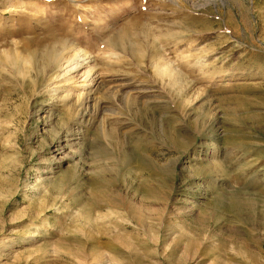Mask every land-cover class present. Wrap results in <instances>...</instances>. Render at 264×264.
<instances>
[{
	"label": "rangeland",
	"instance_id": "374dc122",
	"mask_svg": "<svg viewBox=\"0 0 264 264\" xmlns=\"http://www.w3.org/2000/svg\"><path fill=\"white\" fill-rule=\"evenodd\" d=\"M23 1L0 0V264H264V0Z\"/></svg>",
	"mask_w": 264,
	"mask_h": 264
},
{
	"label": "bare ground",
	"instance_id": "6f19581e",
	"mask_svg": "<svg viewBox=\"0 0 264 264\" xmlns=\"http://www.w3.org/2000/svg\"><path fill=\"white\" fill-rule=\"evenodd\" d=\"M23 1V0H22ZM23 6L24 7H26V6H29V2L27 1V0H25V1H23ZM65 54V53H64ZM68 57L67 58H65L63 61H60V62H58V63H55V64H57V66L56 65H54V66H56L57 67V71H56V69L54 70V71H56L55 73H54V75H55V77L54 78H57L59 75H60V73L62 72V73H75V72H77V70H80V69H82L81 67L84 65V64H86V63H89V61H90V58L86 55V54H84L82 51H76V52H74V53H72L70 56L69 55H67ZM60 59V58H59ZM55 60H57V59H55ZM89 65V64H88ZM91 70V71H89V73H88V70ZM88 70H84V71H87V76H85L84 77V75L82 76V74L84 73L85 75H86V73L85 72H83V71H81L82 73H81V76H82V80L81 81H79V82H75V85H76V91H78L79 90V92H78V96H81V93H80V90L82 91V90H84V88L89 84L88 82L90 81V83H91V80H89V79H91V77L93 76V72H92V68H89ZM29 73V72H28ZM52 76V75H51ZM60 78V77H59ZM58 78V79H59ZM69 79V78H68ZM78 81V80H77ZM73 82H74V80H73ZM72 84V83H71ZM74 85V86H75ZM73 86V85H72ZM73 86V87H74ZM88 87V86H87ZM91 88V87H90ZM71 89V88H70ZM89 91H91V90H88V92ZM87 92V91H86ZM87 92V93H88ZM92 92V91H91ZM91 92H89V93H91ZM74 95V94H73ZM76 96H77V94H76ZM88 96V95H87ZM84 98V97H83ZM88 98V97H87ZM78 99V98H77ZM66 100V99H65ZM81 100V99H80ZM82 101V100H81ZM25 199H28V198H25Z\"/></svg>",
	"mask_w": 264,
	"mask_h": 264
}]
</instances>
